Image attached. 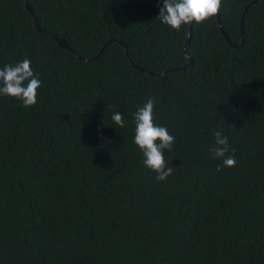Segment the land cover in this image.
I'll return each mask as SVG.
<instances>
[{"label": "trees", "instance_id": "obj_1", "mask_svg": "<svg viewBox=\"0 0 264 264\" xmlns=\"http://www.w3.org/2000/svg\"><path fill=\"white\" fill-rule=\"evenodd\" d=\"M253 1L223 0L225 37L216 17L192 24L191 65L173 70L190 62L188 26L159 22L163 0H0V69L27 58L42 81L32 107L0 96V264H264V0ZM149 99L175 136L160 182L133 143ZM217 130L237 161L219 172Z\"/></svg>", "mask_w": 264, "mask_h": 264}, {"label": "clouds", "instance_id": "obj_2", "mask_svg": "<svg viewBox=\"0 0 264 264\" xmlns=\"http://www.w3.org/2000/svg\"><path fill=\"white\" fill-rule=\"evenodd\" d=\"M223 0H163L156 17L162 25L177 32L190 24H203L214 18L222 9ZM42 81L31 67L30 59H23L17 63L6 64L0 69V96H8L21 102L29 108L37 103L38 89ZM155 100H147L143 106H138L133 113L134 138L133 143L142 154V164L156 173V181H165L173 174V167L164 156V151H173L175 136L171 135L165 126L157 125L154 120ZM113 123L124 128L125 120L122 113L114 112L111 116ZM215 146L209 151L214 158L221 160L216 171L222 168L236 166L235 151L230 153L227 136L220 130L214 132Z\"/></svg>", "mask_w": 264, "mask_h": 264}, {"label": "water", "instance_id": "obj_3", "mask_svg": "<svg viewBox=\"0 0 264 264\" xmlns=\"http://www.w3.org/2000/svg\"><path fill=\"white\" fill-rule=\"evenodd\" d=\"M23 1H25V0H23ZM257 1H258V0H255V1H253L251 4H255ZM247 7H248V5L244 7V9H243V11H242V14H241L240 23H239V32H240V34H242V24H243V19H244V15H245V12H246V10H247ZM25 9H26V11L30 14L31 20H32V22H33L35 28H36L38 31H41V30L39 29V26H38V24H37V22H36V19H35L33 13H32L31 8H30V6H29L27 3H25ZM215 17H216V20H217V23H218L219 32L221 33L222 36L225 37L224 31H223V27H222L221 22H220V19H219V15L217 14ZM191 26H192V24H190V25L188 26L187 40H186V42H185V44H184V53H185L186 56H188L186 50H187L188 41H189V39H190V35H191ZM111 40H112V39H111ZM111 40H108V41H107V42H106V43H105V44L99 49V51H98L96 57H97V56L99 55V53L102 51V49L104 48V46H105L109 41H111ZM55 41L57 42V44H58L61 48L66 49V50L72 52V53H73V54H74L79 60H81V61H87V60H85V59L80 58V57H79V56H78V55H77V54H76V53L70 48V46H69V45H68L63 39L55 38ZM119 43H120V42H119ZM121 45H122V47H123V49H124L125 56H126V58L128 59V61H129V63L131 64V66H132L133 68H135V69H138V70H140V71H143V70L139 69V67H138L135 63H133V62L128 58L127 53H126V48H125L124 44L121 43ZM188 58H189L190 62H189L187 65L182 66V67H179V68H175V69H173V70L184 69L185 67L190 66V65H191V58H190L189 56H188ZM166 71H168V70H164V71H162V72H160V73H157V74H155V75L160 76L161 74L165 73ZM148 74H151V73L148 72Z\"/></svg>", "mask_w": 264, "mask_h": 264}]
</instances>
